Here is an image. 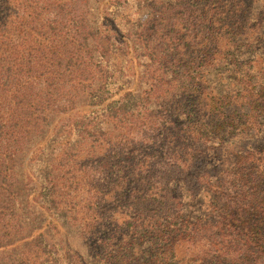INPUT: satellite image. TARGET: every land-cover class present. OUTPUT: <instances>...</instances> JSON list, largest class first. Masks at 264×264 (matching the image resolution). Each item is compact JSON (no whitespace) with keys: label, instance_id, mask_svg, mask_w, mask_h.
Here are the masks:
<instances>
[{"label":"trees","instance_id":"1","mask_svg":"<svg viewBox=\"0 0 264 264\" xmlns=\"http://www.w3.org/2000/svg\"><path fill=\"white\" fill-rule=\"evenodd\" d=\"M257 2L0 0V264H264Z\"/></svg>","mask_w":264,"mask_h":264},{"label":"rangeland","instance_id":"2","mask_svg":"<svg viewBox=\"0 0 264 264\" xmlns=\"http://www.w3.org/2000/svg\"><path fill=\"white\" fill-rule=\"evenodd\" d=\"M154 0H109L108 6H107V10L108 13L110 14V17L114 18L113 23L114 26L116 25L117 29H126L125 25H128L125 23L124 25V21H120L124 18H127V20H130L132 22H138V20H140L141 16H142V7L145 6V2H151ZM255 10L254 13H259L262 17L263 20H261V29H260V37H261V42L264 45V0H258V2L254 5ZM106 25H108L106 23ZM131 24H129L128 26H130ZM125 26V27H123ZM112 37H113V33H111ZM262 54H264V52H262ZM131 80V79H128ZM126 81V79H119V80H115L112 79V84L110 86V92H116L117 88L119 86H121L123 84V82ZM263 132L260 135V138H262L264 140V129L262 128ZM253 141H247V143H251L253 144ZM246 143V142H245ZM42 166L38 163V161L31 163V168L30 171L31 173L34 175L33 179L35 180L34 182H38L39 184L42 183L41 180V171ZM32 187H35L32 184ZM73 245L75 246V241H72Z\"/></svg>","mask_w":264,"mask_h":264}]
</instances>
